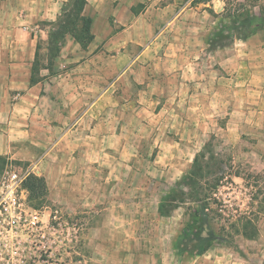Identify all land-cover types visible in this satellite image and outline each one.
<instances>
[{
	"label": "rangeland",
	"instance_id": "374dc122",
	"mask_svg": "<svg viewBox=\"0 0 264 264\" xmlns=\"http://www.w3.org/2000/svg\"><path fill=\"white\" fill-rule=\"evenodd\" d=\"M73 1L41 40L51 70L30 98L27 153L0 164L44 177L32 202L25 179L29 203L77 227L36 264H264V23L232 39L234 0H108L87 49L67 34L50 50ZM240 1L264 14V0ZM198 152L209 179L223 175L225 213L258 216L253 239L202 252L181 241L188 205L160 211Z\"/></svg>",
	"mask_w": 264,
	"mask_h": 264
},
{
	"label": "trees",
	"instance_id": "16d2710c",
	"mask_svg": "<svg viewBox=\"0 0 264 264\" xmlns=\"http://www.w3.org/2000/svg\"><path fill=\"white\" fill-rule=\"evenodd\" d=\"M212 0H191L193 5L208 3ZM88 0H74L72 9L66 12L67 22L63 25L64 31L58 35L50 34V41L57 52L60 51L58 41L65 39L67 34L78 42L82 48L87 49L95 38L93 32V17L85 14V8ZM236 2V3H235ZM134 13L136 8L132 7ZM229 26L232 32V39L248 38L261 30L264 23V14L260 16L255 11L247 8L245 3L240 0H234L232 3V14H230ZM219 35L216 31L213 36ZM60 42V41H59ZM63 42V41H62ZM57 43V45H55ZM41 42L37 46V52L32 65V74L30 83L35 85L43 77L41 71L43 68L51 70V64L44 65L41 57ZM205 152H198L194 158L190 170L176 183L170 192L164 198L160 205L162 213L168 212L169 206L188 205V219L186 220L182 233L181 241L185 244L192 240L200 239V251H205L214 240L233 243L236 234H241L245 238L253 239L259 233L256 220L258 216L252 213H242L236 215L225 213L221 199L216 196L223 175H216L213 180L209 179L205 170L204 160ZM6 160V157L0 156V164ZM204 161V162H203ZM1 169V168H0ZM25 186L29 190L31 202L35 199L40 200L47 193V182L44 177L35 174L29 175ZM255 199V197L253 198ZM42 202V201H41ZM260 207V206H259ZM264 208V207H262ZM261 210V209H260ZM218 223V227H212ZM208 225L210 228H208ZM206 233L205 238H201Z\"/></svg>",
	"mask_w": 264,
	"mask_h": 264
},
{
	"label": "crops",
	"instance_id": "0c3cea01",
	"mask_svg": "<svg viewBox=\"0 0 264 264\" xmlns=\"http://www.w3.org/2000/svg\"><path fill=\"white\" fill-rule=\"evenodd\" d=\"M66 1L0 0V156L12 159L27 153L30 98L40 83H30L33 61L39 42L48 38L49 23L58 19ZM107 2L88 0L85 14L93 17V27Z\"/></svg>",
	"mask_w": 264,
	"mask_h": 264
},
{
	"label": "built area",
	"instance_id": "2783aa9c",
	"mask_svg": "<svg viewBox=\"0 0 264 264\" xmlns=\"http://www.w3.org/2000/svg\"><path fill=\"white\" fill-rule=\"evenodd\" d=\"M29 174L28 169L9 164L0 176V264L43 262V252L55 253L53 243L77 237L75 225L65 228L61 223L53 224L29 203L24 187Z\"/></svg>",
	"mask_w": 264,
	"mask_h": 264
}]
</instances>
